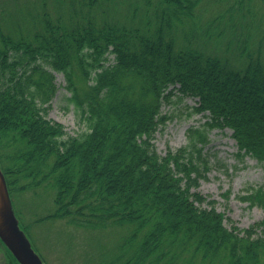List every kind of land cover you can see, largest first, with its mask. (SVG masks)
I'll use <instances>...</instances> for the list:
<instances>
[{"label": "trees", "instance_id": "1", "mask_svg": "<svg viewBox=\"0 0 264 264\" xmlns=\"http://www.w3.org/2000/svg\"><path fill=\"white\" fill-rule=\"evenodd\" d=\"M58 1L70 13H45L35 43L1 35L0 161L11 194L53 188L49 218L129 226L100 264H259L264 221L228 227L197 188L208 178L210 129H232L239 153L264 161L263 58L249 54L236 66L200 50L201 0ZM53 70L65 72L87 127L80 134L48 117ZM176 92L198 98L196 111L209 119L190 129L188 145L161 154L153 140ZM247 191L240 198L264 210V188Z\"/></svg>", "mask_w": 264, "mask_h": 264}, {"label": "rangeland", "instance_id": "2", "mask_svg": "<svg viewBox=\"0 0 264 264\" xmlns=\"http://www.w3.org/2000/svg\"><path fill=\"white\" fill-rule=\"evenodd\" d=\"M127 6L128 2L120 9L126 11ZM69 11V6L58 0H0V46L1 35L35 43L33 36L43 27L45 13L57 17L68 15ZM233 11V19H230ZM123 12L118 10L125 18ZM194 12L200 19V44L197 43L200 50L229 57L236 66L244 64L249 54L260 55L264 60V0H201ZM192 24L190 18L184 21L186 29ZM113 56L110 55L111 62ZM53 74L56 92L49 103L48 117L63 123L68 134H80L87 127L78 120L65 72L53 70ZM176 93L172 102L163 105L167 118L160 124L153 140L161 154L188 145L190 129L202 128L209 119L203 112L196 111L198 98H181ZM232 133L227 127L209 130L204 151L210 168L206 173L208 178L201 180L197 190L216 200L217 209L227 216L228 227L235 225L243 229L264 221L261 206H251L240 198L248 193L247 189L264 188V161L240 154ZM3 153L2 161L6 165L10 157L5 154L8 152ZM226 191L229 192L228 200L222 194ZM11 197L21 227L46 264H100L102 257L108 258L109 251L131 230L127 225L84 228L70 224L67 218H49L55 210L53 188H16ZM259 257V264H264V253ZM11 262L9 249L0 239V264Z\"/></svg>", "mask_w": 264, "mask_h": 264}, {"label": "water", "instance_id": "3", "mask_svg": "<svg viewBox=\"0 0 264 264\" xmlns=\"http://www.w3.org/2000/svg\"><path fill=\"white\" fill-rule=\"evenodd\" d=\"M0 238L20 264H46L34 249L27 233L20 225L1 163Z\"/></svg>", "mask_w": 264, "mask_h": 264}]
</instances>
